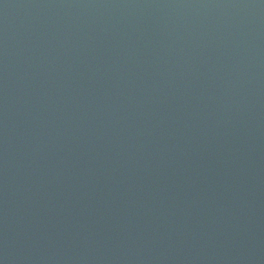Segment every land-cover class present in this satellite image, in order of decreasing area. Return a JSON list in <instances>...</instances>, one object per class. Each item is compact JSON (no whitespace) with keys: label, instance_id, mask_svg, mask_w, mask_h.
I'll return each instance as SVG.
<instances>
[{"label":"water","instance_id":"95a60500","mask_svg":"<svg viewBox=\"0 0 264 264\" xmlns=\"http://www.w3.org/2000/svg\"><path fill=\"white\" fill-rule=\"evenodd\" d=\"M0 264H264V0H0Z\"/></svg>","mask_w":264,"mask_h":264}]
</instances>
